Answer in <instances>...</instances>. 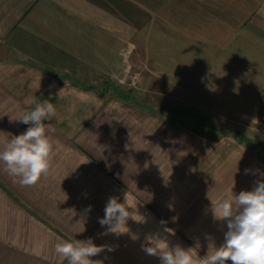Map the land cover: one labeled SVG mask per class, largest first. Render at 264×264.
Returning a JSON list of instances; mask_svg holds the SVG:
<instances>
[{
  "label": "crops",
  "instance_id": "0c3cea01",
  "mask_svg": "<svg viewBox=\"0 0 264 264\" xmlns=\"http://www.w3.org/2000/svg\"><path fill=\"white\" fill-rule=\"evenodd\" d=\"M144 59L169 99L121 87ZM49 98L48 173L22 186L0 161V264H69L55 245L89 238L114 249L93 261L161 264L150 234L202 258L227 231L212 201L264 178V0H0V151ZM125 196L129 231L107 233Z\"/></svg>",
  "mask_w": 264,
  "mask_h": 264
},
{
  "label": "clouds",
  "instance_id": "9594fccd",
  "mask_svg": "<svg viewBox=\"0 0 264 264\" xmlns=\"http://www.w3.org/2000/svg\"><path fill=\"white\" fill-rule=\"evenodd\" d=\"M56 115L57 109L51 98L34 102L33 110L18 120L30 126L25 132L11 136L0 151V161L6 165L5 170L9 175L19 177L22 186L35 185L51 167L53 145L49 133L54 128L45 121H51ZM128 209L126 196L125 203L110 197L104 209L105 215L98 222L102 227L107 226V233H127V220L134 214ZM210 210L214 220L226 221L227 231L224 243L219 247L209 244V252L204 257H199L194 248L170 247L166 237L159 234L146 236L143 250L158 257L161 264H227L229 260L231 264H264V178L257 180L250 191H241L238 195L232 193L219 201H212ZM165 232L172 233V229L166 228ZM106 248L114 250L106 245H95L91 238L72 242L62 240L55 245V252L66 258L69 264H103V261H93L90 257Z\"/></svg>",
  "mask_w": 264,
  "mask_h": 264
},
{
  "label": "rangeland",
  "instance_id": "374dc122",
  "mask_svg": "<svg viewBox=\"0 0 264 264\" xmlns=\"http://www.w3.org/2000/svg\"><path fill=\"white\" fill-rule=\"evenodd\" d=\"M132 67L130 74L127 77L125 83L121 85L122 88H129L132 91L134 99L143 103L149 102L153 104L160 103V100L169 99V94L166 89V77L158 76L155 67L157 65L152 64L149 59L141 61H131ZM124 91V89H122ZM192 102L197 103V92H192ZM192 111H198L199 108H191ZM203 110V109H202ZM212 110V109H209ZM224 126L231 127V124H224ZM237 126V125H236ZM239 127L247 129V125H238ZM249 126V125H248ZM257 133L264 134L263 125L260 123L259 126L253 127ZM245 131V130H244ZM264 141V140H263Z\"/></svg>",
  "mask_w": 264,
  "mask_h": 264
},
{
  "label": "built area",
  "instance_id": "2783aa9c",
  "mask_svg": "<svg viewBox=\"0 0 264 264\" xmlns=\"http://www.w3.org/2000/svg\"><path fill=\"white\" fill-rule=\"evenodd\" d=\"M260 120H261L262 124L264 125V116H262Z\"/></svg>",
  "mask_w": 264,
  "mask_h": 264
}]
</instances>
